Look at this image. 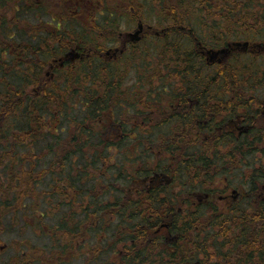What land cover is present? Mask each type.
<instances>
[{
  "label": "trees",
  "instance_id": "16d2710c",
  "mask_svg": "<svg viewBox=\"0 0 264 264\" xmlns=\"http://www.w3.org/2000/svg\"><path fill=\"white\" fill-rule=\"evenodd\" d=\"M168 1L173 7L166 14L163 0H101L105 10L88 39L68 25L77 16L51 11L46 2L0 0V177L8 182L5 189L0 185L8 193L7 199L0 193V220L11 212L31 214L37 237L49 238L64 254L68 250L69 258L77 255L75 238L98 236L96 246L104 252L94 263L109 264L120 243L133 241L123 250L126 264H264V200L252 203L264 188L263 123L238 141L228 130L219 131L237 109L248 115L263 109L264 53H233L219 64L201 54L239 41L263 44L264 0ZM156 4L159 17L153 21L149 10ZM31 16L47 19L32 25ZM137 18L163 32L127 46L118 63L96 54L75 63L60 60L76 45L100 53L116 43L121 24L130 30ZM45 66L54 67L52 82L42 74ZM56 71L66 77L57 80ZM134 73L144 75L137 78L144 95L122 88ZM121 121L124 138L117 140L114 129ZM26 171L28 186L14 191L18 186L10 179ZM161 171L174 173L185 194L213 193L210 183L225 181L243 188L248 199L220 211L212 204H160L174 199L169 193L160 199L152 190L138 199L144 191H127ZM39 186L49 195L36 192ZM85 198L77 219L71 209ZM164 214L163 224L177 236L173 251L147 246L140 230L154 231Z\"/></svg>",
  "mask_w": 264,
  "mask_h": 264
},
{
  "label": "flooded vegetation",
  "instance_id": "af4514ba",
  "mask_svg": "<svg viewBox=\"0 0 264 264\" xmlns=\"http://www.w3.org/2000/svg\"><path fill=\"white\" fill-rule=\"evenodd\" d=\"M166 1V0H165ZM70 2V6L69 8H67L68 13L66 14H73V15H77L78 12L81 13L82 11V7L79 6H85V8L87 9V11L89 10V12H93L91 15V19H93L92 22L96 23V18H95V14L96 12H99V16H101L103 13L101 11V9H99V7L101 6L99 0H69ZM140 7V6H139ZM99 10V11H97ZM66 12V11H65ZM95 12V13H94ZM216 13H220L215 11ZM130 13L134 16V14H136V12L134 11L133 8L130 9ZM228 13V11H227ZM90 16V15H88ZM136 25V30L133 33H129L128 31H124V32H119L117 35H115L114 37V41L116 43H113L111 46H105L104 50H96L93 47L90 46H84L82 48H80V46L76 45L70 49H68L65 53H67L68 51L73 50L74 53H76L75 59H79V60H83L84 58H88L90 54H96L99 58L103 59L104 62H116L118 63L120 61V57L124 54L125 49L127 46L129 45H135L138 42H141L143 40H145L146 35H150V36H159L160 32H163V29H159L158 31L152 29V27L150 25H147L145 23H143L142 19H138L135 22ZM94 24L90 26V29H94L93 28ZM141 27V28H140ZM88 28V27H87ZM86 28V29H87ZM104 40L101 39L99 42H96L95 45L97 46H101L102 42ZM226 47V46H225ZM224 47V48H225ZM223 48V47H221ZM94 52V53H93ZM64 53V54H65ZM233 53H251V54H260V53H264V44L261 45V47H253L250 46L249 48H247L246 50L242 49V48H238V49H234L231 51L230 54ZM201 54H203L204 58H205V51H202ZM219 58H222L220 60H222V62H225V60L227 58L225 57H221L219 56ZM206 59V58H205ZM59 63V62H58ZM49 69H54V67H49ZM263 106V107H262ZM261 107L263 109H261V111L259 112V114H252V115H248V113L246 111H244V109H237V111L232 114L233 116L230 117L229 119L226 120V122L223 123V126L219 129V131L223 130H228L233 136H235V140L238 141L239 139H241V135H244V133H246L249 129L253 128L255 124L260 122V119L262 121V125L264 126V100L262 101V105ZM257 115V116H256ZM256 116V117H255ZM152 117V112L149 111V113L146 115V118H151ZM251 119V120H249ZM150 120V119H149ZM251 121V122H248ZM115 132H114V139L120 140L122 138H124V133L122 132V121L117 123L115 125ZM131 141L136 142L137 138L136 137H132L130 136L129 138ZM172 174L174 173H166V172H155L152 175L145 177L144 179L141 180H136L135 183L137 184L136 188L129 186L127 188V191L132 193L134 192V195H137V192L140 191H144L145 194L141 195V197H138V199H147V195L149 196L151 191L154 190L156 192H158V197L164 198V197H168L167 193H169V195L174 198L172 201L169 202H161L160 204H191L194 206V204H212L217 208L218 203H224L221 206V210L220 211H224L226 208H231L233 206V204H237L240 201L243 200V198L248 199V195L246 194L245 190L241 187L239 188H235V187H231L228 186L225 181L224 183H222L223 185H217V183H213L216 185H213L212 183H210L211 185V190H213L214 192H209V193H201L200 191H195L192 193L187 192V194H185L183 187H181V183L180 180H177L176 182L173 180L172 178ZM168 177L170 178V183H172V190H169L167 188V182L169 181ZM165 179V180H163ZM175 182V184H174ZM132 184V182H131ZM177 187L176 189L178 190H174V188ZM165 188V189H164ZM264 189V188H262ZM164 192L163 196H161V194ZM227 192L230 193V195L226 194ZM244 192V193H243ZM166 193V194H165ZM165 195V196H164ZM259 196V195H258ZM257 196V197H258ZM135 201L137 199H134ZM88 201L87 198H85L83 200L82 204H86ZM158 202V200H157ZM143 204H151V202L149 200H147L145 202L142 201ZM159 204V203H158ZM178 212H180L178 210ZM168 215H163V221H161V225L160 223L158 224V226L155 228V230L151 231L147 228V226H141L140 230L142 232H144V235L146 236L145 238V244L147 246H152L153 248L155 247L157 250H161V251H165V249H169V250H174L173 247L170 246V243L175 242L177 240V236L176 235H172L170 234L171 232L168 231V229L166 227H163L164 221H166ZM167 222V221H166ZM165 222V223H166ZM160 225V226H159ZM134 242L130 241L128 244H119L118 247V253L121 255V253H123V250L126 246L132 245ZM156 244V245H155ZM125 245V246H123ZM78 246V245H77ZM123 257V255L121 256ZM121 257H120V264H126V261H121ZM109 264H113L111 262H109Z\"/></svg>",
  "mask_w": 264,
  "mask_h": 264
},
{
  "label": "rangeland",
  "instance_id": "374dc122",
  "mask_svg": "<svg viewBox=\"0 0 264 264\" xmlns=\"http://www.w3.org/2000/svg\"><path fill=\"white\" fill-rule=\"evenodd\" d=\"M46 2L48 3V5H50V9L51 11H55L56 13L59 12V14L62 13H68L67 8H69L70 6V2L69 0H40V2ZM101 0H99L100 2ZM116 1H120V0H116ZM138 0H132V3L136 4ZM151 2L154 3V0H149ZM162 4L164 5V13H168L167 9L168 8H172L173 5L168 1V0H163ZM155 7L149 10V12H151L150 14L153 16V21H156V18H158V12H159V6L156 4L154 5ZM82 7V11L81 13L78 12L77 17H75L74 19H68V25H73V26H77L78 27V32L79 34H81L83 37H86L88 39H92L90 32H89V28L91 26V24H94L93 19H91V15L93 12H89V10L87 11V9L85 8V6H79ZM2 11H5L7 8L6 7H2L1 8ZM99 9L105 10V8L101 5L99 7ZM66 11V12H65ZM99 11V10H97ZM231 11V10H230ZM229 11V14H230ZM95 13V12H94ZM99 12H96L95 14V18L96 20L99 19ZM196 14L200 15L199 12H196ZM222 15H227V9H223V11L221 12ZM90 15V16H88ZM201 16V15H200ZM30 19V23L32 25H36L41 21H46L47 18L43 19L40 17H37L34 19L33 16H31ZM203 20V18H202ZM152 21V22H153ZM28 22V21H27ZM150 24H153V23ZM217 22V21H216ZM122 32L125 31L124 29L126 27H124L122 24ZM87 29H86V28ZM136 30V25H134L130 30H127L129 33H133ZM205 31H207V29H205ZM77 33V32H75ZM38 37H43L42 34L40 35H36ZM149 41H153L152 39H149ZM143 44V45H142ZM141 45L145 48V46H148L147 43H142ZM241 47V46H240ZM223 57H226V54L224 53L223 55H221ZM68 61H70L71 63H75L76 59L74 56H71ZM121 64V63H120ZM119 64V65H120ZM59 68H62V63H57ZM42 74L44 75V78L47 79L48 82H52L53 80V69H49V66H45L42 69ZM56 74V79L58 80L59 76L66 77L63 74H58L57 71L55 72ZM144 75L141 74H131L130 76H128L126 78V80H124L123 82H125L123 85V89H129L128 93L129 94H133L134 92H141V94H145V90H137L138 89V84H137V78L138 77H143ZM60 82V81H59ZM61 83V82H60ZM69 82V86H70ZM137 84V85H136ZM71 89V88H70ZM142 108V107H141ZM4 143V142H3ZM5 144V143H4ZM261 160V157L258 156V161ZM258 161H255V164L257 165ZM262 161L264 163V157H262ZM40 168H43L42 165H40ZM27 174H31L30 171H26L24 172V175L20 174V175H16V177L10 179V182H14L16 184V186H18V190H14V191H23V188L28 186V182L25 179V176ZM42 175L44 173H41ZM39 175V178L42 176ZM42 181L45 182V180L48 181V177L43 176ZM165 180V179H163ZM4 182H5V177H0V185H3V188H7L8 182H5V186H4ZM170 182V181H169ZM30 187L33 188L32 183L30 184ZM177 187L174 188V190ZM36 192H44V194L46 196L49 195L50 191H45L47 189L45 188H34ZM33 191V189H32ZM178 191V190H177ZM1 193V190H0ZM244 193V192H243ZM4 194V195H3ZM7 191L4 193H1V195L7 196ZM226 194L230 195L229 192H227ZM7 199V197H4ZM2 198V199H4ZM1 199V196H0ZM263 201L264 200V189L260 190L259 193V197H257L256 200H254L252 203L257 204L258 202ZM51 200H47V203L49 204L48 206H52L53 204H51L52 202H50ZM33 202H35L37 204V201L34 200ZM50 202V203H49ZM20 202H17V204ZM224 203H218L217 205V209L221 210L220 208L222 207L221 205ZM86 204H75V207L72 208L71 210L74 211L76 213V215H79L80 209L78 208H82L83 206H85ZM57 207V206H56ZM2 209V208H1ZM0 209V211H1ZM20 209V207H19ZM67 209V208H66ZM66 209L64 210V212L66 213ZM36 213H38V211H36ZM31 214L27 215L24 214L21 216V214H18L16 216H14V214L11 212L10 215H7L5 221L10 217V221H3L0 220V264H59L56 263L55 260L57 259H62L60 264H85V260L87 259V264H102L99 261H97L96 263L94 262H90V260H97L96 258L99 256V254H101L102 250L104 252L103 247H97L96 245L100 243V239L98 236L94 237L92 235H87L89 236L87 239V241L84 238H75L74 240V247H72L73 249V254L75 256H71V258H69V256L71 255V253H69V251L67 250V252L64 254L61 251V247H55L50 245V240L49 238L46 237H41L38 238L37 235L35 234L38 233V228H35V230H33L31 227L33 226L32 220H31ZM81 217L80 215L77 217V219ZM209 217V215L207 216ZM166 221H164L165 223ZM163 224V223H162ZM78 245V246H77ZM56 250V251H55ZM83 254V257L80 258L78 256L79 253ZM80 253V254H81ZM123 255V253H121V255L119 253H116L115 255H109V257L107 258V261L113 263V264H120V257ZM55 259H54V258ZM85 259V260H84Z\"/></svg>",
  "mask_w": 264,
  "mask_h": 264
},
{
  "label": "water",
  "instance_id": "95a60500",
  "mask_svg": "<svg viewBox=\"0 0 264 264\" xmlns=\"http://www.w3.org/2000/svg\"><path fill=\"white\" fill-rule=\"evenodd\" d=\"M240 45H242L243 47H247V46H248L247 43H243V44H240V43H232V44L229 45L228 47H230V46L238 47V46H240ZM226 51H227V49H226V50H225V49H222V50H218V51H213V50L207 51V53H206V54H207V62H208V63H214V62L219 63L220 60H217V59H216L217 56L226 53Z\"/></svg>",
  "mask_w": 264,
  "mask_h": 264
},
{
  "label": "bare ground",
  "instance_id": "6f19581e",
  "mask_svg": "<svg viewBox=\"0 0 264 264\" xmlns=\"http://www.w3.org/2000/svg\"><path fill=\"white\" fill-rule=\"evenodd\" d=\"M23 112V111H22Z\"/></svg>",
  "mask_w": 264,
  "mask_h": 264
}]
</instances>
